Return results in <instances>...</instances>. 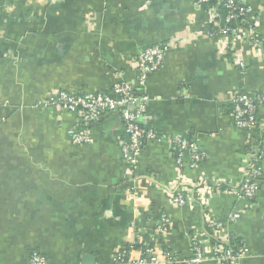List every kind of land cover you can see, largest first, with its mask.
Wrapping results in <instances>:
<instances>
[{"label": "crops", "instance_id": "crops-1", "mask_svg": "<svg viewBox=\"0 0 264 264\" xmlns=\"http://www.w3.org/2000/svg\"><path fill=\"white\" fill-rule=\"evenodd\" d=\"M238 1L253 9L264 37V0ZM210 21L196 0H0V264H28L35 251L49 264H112L130 246L139 257L136 244L152 238L162 214L171 226L158 246L161 264H169L166 251L173 264H192L194 237L206 241L203 207L174 205L169 190L194 200L201 180L240 184L252 136L235 124L230 99L264 93L263 51L206 35ZM169 42L141 87L139 53ZM119 82L149 98L142 126L195 143L205 155L198 167L187 152L180 168L170 144L149 141L133 174L120 114H104L91 143L75 145V114L40 105L52 90L109 93ZM211 191L214 217L242 214L228 230L245 246L241 264H264V162L252 205Z\"/></svg>", "mask_w": 264, "mask_h": 264}, {"label": "built area", "instance_id": "built-area-1", "mask_svg": "<svg viewBox=\"0 0 264 264\" xmlns=\"http://www.w3.org/2000/svg\"><path fill=\"white\" fill-rule=\"evenodd\" d=\"M208 6L211 21L205 28V34L211 37L222 35L228 38V47L234 48L239 42L254 43L264 55V37L258 31L259 19L250 6L241 4L238 0H196V6ZM225 10L223 15L221 10ZM212 27V28H211ZM174 46L172 42L158 44L143 49L137 57L138 83L145 86L148 77L157 72L169 50ZM234 64L244 67L241 59L236 58ZM233 108L231 115L235 124L248 131L252 136L251 143L246 149L245 166L240 184L229 186L222 182L201 180L193 184L196 198L188 200L169 190L171 202L177 206L194 207L200 205L204 214V236L202 241L199 234L194 237L192 244V264H201L207 258L214 259L220 264H241L245 258V246L237 242L229 233V227L240 220L242 214L231 213L225 218L214 217L206 208L205 193L207 190L217 194L230 193L252 205L257 191L258 182L263 173L264 162V115L258 116L260 108H264V93H237L231 96ZM149 98L136 96L131 84L119 82L114 84L109 93L72 94L64 90H52L48 98L40 105L54 107L60 111L75 114L76 126L70 132V138L75 145L89 144L92 141V129L101 121L106 113H118L124 123V135L119 140L123 159L131 172L137 169L140 156L145 144L149 141L167 142L171 146L173 156L179 167L184 166V156L187 152L191 156V167H198L205 155L195 143L186 138L168 137L153 129L142 126L140 119L147 111ZM134 178V176H133ZM136 187L134 186V191ZM250 207V206H249ZM171 226V220L162 214L156 223L154 235L151 239L140 240L136 244L140 248V256L133 257L131 248L121 249L112 257V264H161L158 248ZM202 236V234H201ZM205 242L211 245V253L205 250ZM169 264L175 262L170 252H164ZM28 264H49L46 257L39 252H32Z\"/></svg>", "mask_w": 264, "mask_h": 264}, {"label": "trees", "instance_id": "trees-1", "mask_svg": "<svg viewBox=\"0 0 264 264\" xmlns=\"http://www.w3.org/2000/svg\"><path fill=\"white\" fill-rule=\"evenodd\" d=\"M209 5H211V4H204L203 5V7L205 8V7H208ZM221 13L223 14V15H225L226 14V11L225 10H221ZM212 28V27H211Z\"/></svg>", "mask_w": 264, "mask_h": 264}]
</instances>
